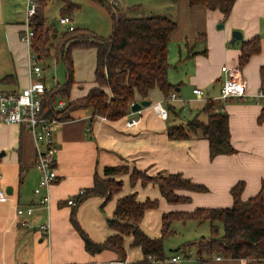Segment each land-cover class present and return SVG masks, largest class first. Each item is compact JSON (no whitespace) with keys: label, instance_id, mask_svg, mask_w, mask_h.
<instances>
[{"label":"crops","instance_id":"1","mask_svg":"<svg viewBox=\"0 0 264 264\" xmlns=\"http://www.w3.org/2000/svg\"><path fill=\"white\" fill-rule=\"evenodd\" d=\"M121 1L120 6H115L128 18L145 15L171 18L169 11L179 8L201 21V28L195 29L191 36L179 39L183 41L178 43L177 52L170 51L171 43L168 46L167 77L175 88L177 99L164 103L168 112L165 120L153 109V104L164 100L157 89L149 95V107L137 113L130 111L117 121L100 117L91 121V109L70 113L68 120L60 122L53 131L57 179L49 187L48 205L40 204L41 196L34 194L40 174L35 165L33 135L22 125L0 124V188L8 197L7 202H0V264H120L113 251L90 254L85 250L71 224L72 213L81 230L94 243L102 244L115 233L107 221L112 218L118 199L135 194L140 203L156 200V208L145 211L139 226L149 238H159L164 214L229 208L233 204L230 191L236 184L244 185L243 201L255 197L264 184V122H259L264 108V96L260 93V69L264 67V0H235L227 17L204 7L190 8L186 0ZM24 7L25 0H0V26L3 25L0 31V91L3 92H18L29 84L26 47L19 39L25 21ZM70 16L61 14L59 19L68 17V26L73 27ZM233 31H239L242 39L231 45ZM255 37L260 38L261 52L240 68L241 42ZM184 46L186 53L180 51ZM224 66L226 72L221 71ZM233 77L245 81L246 96L220 99L222 84ZM84 83L74 81L72 98L83 96L94 86L93 81L92 86ZM193 89H201L204 98L196 97ZM208 100L218 103L217 110L228 116L232 154L210 158L207 140L174 141L167 136V126L179 124L176 118L181 111L187 110L190 117L197 116L205 122L206 116L200 112ZM131 120L135 124L127 126ZM106 167H124L127 172L105 176L103 170ZM134 169L149 176L180 174L192 183L204 186L206 191H177L178 196L188 197L190 202L169 204L157 185H142L141 180L132 184L130 174ZM95 175L121 182L120 191L106 201L104 197L92 196L76 207L68 205L69 199L76 201L80 192L93 187ZM16 207L32 208L33 212L30 216L18 217ZM47 224L48 239L40 233L41 226ZM131 244L132 237H124L125 264L143 258L140 248ZM179 253L173 251L166 258ZM188 253L186 257L179 254L182 264H264V259L221 257L216 260L217 255L201 262L192 250ZM191 253L194 259L190 257Z\"/></svg>","mask_w":264,"mask_h":264},{"label":"trees","instance_id":"2","mask_svg":"<svg viewBox=\"0 0 264 264\" xmlns=\"http://www.w3.org/2000/svg\"><path fill=\"white\" fill-rule=\"evenodd\" d=\"M48 0H37L36 11L30 19L34 30L33 51L38 61L60 57L66 66V82L62 86L49 89L44 97L43 114L55 117L63 122L68 120L70 113L76 110L91 109L92 119L103 118L117 121L130 113V107L135 102L149 100L151 91L157 89L163 99H167L175 88L169 83L167 73L168 46L171 34L176 24L165 16H150L128 18L114 4H106L111 20L112 34L107 39L97 38L84 30L74 29L58 33L53 27H45L44 7ZM61 4V14L71 15L75 7L69 0H58ZM175 1V0H172ZM190 8L204 7L220 12L227 17L235 0H187ZM59 38L57 43L56 40ZM76 48H91L95 53L93 84L81 97L72 98L74 86L73 68L70 53ZM241 55L238 66L244 67L249 59L261 52L260 38L242 41ZM205 55V51L203 52ZM262 86L260 93L264 96V67L260 69ZM64 104L57 109V102ZM150 101V100H149ZM219 104L208 100L200 113L206 116L202 122L197 116L184 124L167 126V136L170 140H188L191 138L205 139L209 144V156L229 155L234 152L231 146L228 127V116L219 111ZM264 122V108L259 117ZM91 123V122H90ZM124 167H106L105 176L125 174ZM141 180L142 185L149 183L157 185L161 196L169 204L189 203L188 197L177 195V191L202 193L206 188L194 184L180 174L149 176L137 170L130 174V181ZM121 182L94 177L92 188L84 191L75 199V206L92 196L104 197L105 201L118 193ZM243 183L236 184L230 191L233 204L229 208L196 209L193 212H171L162 216V230L159 238H149L139 224L145 211L154 209L157 201L146 200L140 203L135 194L118 199L111 219L107 224L115 231L102 244L94 243L79 227L71 214V224L83 241L85 250L96 254L110 250L118 255V262L125 264L126 253L124 237H132V246L139 247L143 258L129 264H153L154 260L166 258L164 241L174 234V222L189 221L198 224L208 223L209 237L206 239L186 242L182 247H176L174 252L188 256L192 250L201 262L210 260L217 255L225 259L261 260L264 259V184L259 193L246 201L241 199Z\"/></svg>","mask_w":264,"mask_h":264},{"label":"built area","instance_id":"3","mask_svg":"<svg viewBox=\"0 0 264 264\" xmlns=\"http://www.w3.org/2000/svg\"><path fill=\"white\" fill-rule=\"evenodd\" d=\"M121 0H114L120 2ZM25 21L22 25L19 39L26 47V64L29 75V84L18 92H3L0 91V124H17L26 127L33 135L35 142V165L40 174L37 187L34 189V194L41 196L40 204L48 205L49 203V187L57 179V174L54 168V157L56 148L53 141V131L60 124L55 117H47L43 114L44 97L48 91L43 79L41 78L42 70L37 65L38 57L33 51V40L35 37L34 30L30 26V19L36 11L37 0H25ZM60 25L68 26L70 19L61 17ZM68 31H72L73 27L69 25ZM222 72H226L227 68L221 67ZM247 86L245 81L239 77L229 78L222 84L220 90V99L226 100L229 98H243L246 96ZM193 94L202 98L204 92L201 89H193ZM262 96V95H261ZM176 94L172 92L166 100L153 104V109L158 113L161 119H167L168 112L164 108V103L176 100ZM63 102L59 100L56 108L62 109ZM135 124L134 120L127 122V126ZM80 192L79 194H82ZM8 201L7 195L0 188V202ZM68 205L75 206V201L69 199ZM16 215L30 216L33 212L32 208L16 207ZM24 225V223H21ZM40 233L43 237H50L49 225H43L40 228ZM153 264H182V257L179 254H174L163 260H154L149 257ZM221 257L217 256L216 260Z\"/></svg>","mask_w":264,"mask_h":264},{"label":"rangeland","instance_id":"4","mask_svg":"<svg viewBox=\"0 0 264 264\" xmlns=\"http://www.w3.org/2000/svg\"><path fill=\"white\" fill-rule=\"evenodd\" d=\"M69 1L75 7V10L70 16L73 23V27L75 29L84 30L87 33H90L91 35L104 40L111 36L113 31L112 20L108 10L106 9V4L100 3L99 0ZM105 3L114 5L118 4L117 2L112 1H107ZM186 3H188L187 0ZM118 6H120V4H118ZM169 8H171V5L169 6ZM25 9L26 7H24V18ZM60 10L61 4L58 0H48L44 7V17L46 20L45 27H54L55 30L61 34L62 32L67 31V29L66 27L60 26L57 22L61 15ZM169 12L171 14V18H168L176 24V29L170 37V51L173 53L175 52V50L176 52L178 51V43L180 41H183L179 39H185L182 36H191L195 29L201 28V21H198L199 18L197 16L193 18L189 16L188 13L183 12L179 8ZM1 26L0 31H2ZM58 41L59 38L56 40L55 43H57ZM180 51L186 53V46H184V49L180 48ZM70 57L72 60L73 80L75 82L83 81V83L85 82L84 84L86 86H92V71L95 63L94 50L91 48H76L71 51ZM37 65L42 70L41 78L44 79L46 85L49 88H54L57 85L62 86L66 82V66L60 57L54 58L52 55L49 58H44L41 61H38ZM191 118L192 117H190L189 113L186 110L181 111V114L177 115L176 120L177 122H179V124H184L187 120ZM173 126H175V124ZM172 226L174 228L175 233L171 236H168L167 239L164 241L166 255H169L173 252V247H177L179 246V244H182L185 241L191 242L194 240H199L202 238L206 239L209 237L208 223L206 222L200 224L191 222L184 224L175 223ZM190 257L194 259L192 253L190 254Z\"/></svg>","mask_w":264,"mask_h":264},{"label":"water","instance_id":"5","mask_svg":"<svg viewBox=\"0 0 264 264\" xmlns=\"http://www.w3.org/2000/svg\"><path fill=\"white\" fill-rule=\"evenodd\" d=\"M242 39V34L239 31H233L231 34V41L230 44L234 45V43L236 41H240ZM263 101H264V97H263ZM151 105V101L149 100H144L141 102H135L131 105L130 107V111L132 113H137L139 112L142 108H147Z\"/></svg>","mask_w":264,"mask_h":264}]
</instances>
